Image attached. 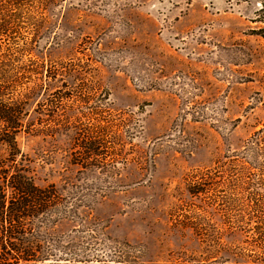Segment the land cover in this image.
<instances>
[{"label":"rangeland","instance_id":"1","mask_svg":"<svg viewBox=\"0 0 264 264\" xmlns=\"http://www.w3.org/2000/svg\"><path fill=\"white\" fill-rule=\"evenodd\" d=\"M46 15L34 55L62 70L48 91L89 89L63 116L118 117L121 155L83 168L73 131L18 135L35 182L68 199L39 228L53 259L22 264H264L187 188L264 122V0H53Z\"/></svg>","mask_w":264,"mask_h":264},{"label":"trees","instance_id":"2","mask_svg":"<svg viewBox=\"0 0 264 264\" xmlns=\"http://www.w3.org/2000/svg\"><path fill=\"white\" fill-rule=\"evenodd\" d=\"M51 2L0 0V264L53 259L51 238L39 228L68 203L54 183L35 182L18 143L20 133L73 131L71 161L83 168L108 170L121 155L118 117L111 119L99 108L84 116H63L65 108L87 105L89 89L64 82L48 91V81L62 70L38 59L34 50L48 30ZM187 188L221 212L229 228H239L264 261V122L224 161L189 174Z\"/></svg>","mask_w":264,"mask_h":264}]
</instances>
